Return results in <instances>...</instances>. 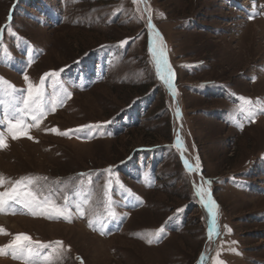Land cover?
<instances>
[{"label":"rangeland","instance_id":"374dc122","mask_svg":"<svg viewBox=\"0 0 264 264\" xmlns=\"http://www.w3.org/2000/svg\"><path fill=\"white\" fill-rule=\"evenodd\" d=\"M0 29V132L35 123L20 111L24 75L59 72L32 139L0 148V192L32 178L21 190L50 193L71 217L13 203L0 246L27 234L34 255L0 264H264V0H0ZM150 47L164 49L175 97ZM203 180L218 205L211 238Z\"/></svg>","mask_w":264,"mask_h":264},{"label":"snow or ice","instance_id":"6c2138e0","mask_svg":"<svg viewBox=\"0 0 264 264\" xmlns=\"http://www.w3.org/2000/svg\"><path fill=\"white\" fill-rule=\"evenodd\" d=\"M136 2V0H134ZM255 6V5H254ZM250 19L253 18L252 16L249 17ZM147 27L152 30V33L159 39L160 34L159 32L155 31V26L152 24L151 19H148ZM5 28H10V24L6 25ZM3 29H0V34H2ZM127 41H122L121 43H126ZM150 52L152 53L154 62L156 64V72L157 75L164 81V83L172 90L173 97L176 96V90L172 83V77L173 73L171 68L168 65L167 58L164 53V49H155L150 47ZM59 72L58 71H51L49 73H45L43 77H41L39 84H34L30 78L25 74L24 79L27 83V96L28 99L25 100V109H21V112H24L25 115H30L31 120L35 122L34 124H25L23 121V118H15L14 122L13 120H9L7 124V135H5L3 132H0V148H6L7 145V138L8 136H11L12 139H17L22 136H27L29 139H32V137L28 134V130L31 127H38L41 123V120L43 117L47 115V111L49 109H46L45 103H44V97H45V80L48 77H58ZM3 78H0V81H2ZM7 83V82H4ZM9 87H14L9 85ZM67 96L70 98L71 93L68 92ZM244 100L246 104H251V101L246 98H241ZM62 103V101H61ZM57 105L55 103H51L50 105V111L55 112ZM177 117L180 116L179 109L176 110ZM92 126L85 125L81 126V128H78L75 130V132L81 131L83 128H91ZM99 127V126H97ZM50 131L63 136H68L73 130H68L64 132H60L56 128L50 129ZM175 147L178 149H183V141L177 135ZM183 159V155H182ZM184 165L186 169L191 172H198L200 169L199 160L197 159V162L195 165L189 163L187 159H184ZM107 171H110L107 170ZM84 175V174H81ZM46 179V178H44ZM203 179V178H201ZM25 181H27V184L31 185L33 183L32 178H21L20 180L16 181L15 184L11 187L10 190L0 192V213L5 212H13L14 214V208L13 203H19L23 204L24 207L28 208L31 211L32 215H47L49 218H60L63 217L66 220H69L71 222L70 214L67 213L66 207L61 208L60 206L56 205L54 202L50 200V193L48 195L43 194L42 189H37L36 192L29 191V190H21V186L25 184ZM5 178L3 176H0V186H2L5 183ZM211 181L209 180H203V184L200 186H196L194 184V188L196 191V195L199 196L202 203H204L205 207L208 209V211L212 214V222L211 227L209 229V237L211 238L213 234L215 233L218 235L219 233L216 232V209H218V205L215 203V201L212 199L210 192L204 187V185H210ZM43 195V199H40L39 196ZM205 196H207V199H205ZM33 209H39L40 211L37 212ZM78 210L80 212V215H84V210L82 207L78 206ZM180 211V210H178ZM110 215L113 217L115 216V213L110 212ZM171 219V218H169ZM89 227H94V222L92 220H89ZM165 231V228L162 226L158 232L153 233L156 238H159L160 234H162ZM0 234H7L5 230L0 227ZM31 238L27 234H16L12 241L9 244L0 246V255H6L11 254L13 258L18 259H25L27 260L29 257L33 256V250L28 247L27 244L24 242L30 241ZM149 243H152V240H148ZM56 244L62 245V242L57 241ZM219 256V253L217 254ZM206 259V257L202 254L201 256V264ZM215 264H225L224 261L220 260L219 258L216 259Z\"/></svg>","mask_w":264,"mask_h":264},{"label":"bare ground","instance_id":"6f19581e","mask_svg":"<svg viewBox=\"0 0 264 264\" xmlns=\"http://www.w3.org/2000/svg\"><path fill=\"white\" fill-rule=\"evenodd\" d=\"M196 175H197V173H196ZM205 253H206V251H205Z\"/></svg>","mask_w":264,"mask_h":264}]
</instances>
